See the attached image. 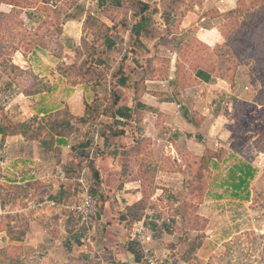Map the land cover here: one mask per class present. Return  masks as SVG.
<instances>
[{
  "label": "rangeland",
  "instance_id": "374dc122",
  "mask_svg": "<svg viewBox=\"0 0 264 264\" xmlns=\"http://www.w3.org/2000/svg\"><path fill=\"white\" fill-rule=\"evenodd\" d=\"M44 1L15 0L12 3L18 5L15 7L18 13H14L12 20L5 18L11 6L0 4V127L5 131L24 130L28 136L46 138L49 122L68 114L78 118L81 112L83 114L85 104H93L95 100L110 103L117 96L124 103L141 100V81L138 80L141 78L142 63L141 33L136 38L130 32L140 19L141 11L136 12L141 7V0H123L118 7L109 5V0ZM111 1L113 3L114 0ZM144 1L158 9L146 15L148 25L153 30L157 29L151 24L159 20V15L166 22L178 21L184 26L198 23L217 30L221 39L220 44L215 46L208 47L196 38L188 39L186 51L190 52L194 61L191 70H188L187 82L194 84L191 73L201 65L213 75L222 77L231 93H226L228 104L217 111L228 118L226 126L233 137L238 138L243 157L251 152H264V38L259 40L258 35L264 29V0ZM234 8L236 12L227 13ZM68 28L75 36L66 34ZM106 33L112 36L117 45L114 50L97 57L96 48L99 49L101 40L95 41V38ZM157 33L160 32L157 30ZM78 41L80 45L76 44ZM35 44L40 48H34ZM78 49L79 54H76ZM99 57L105 59V66L95 67ZM160 59L156 72L158 78L165 75L167 64L166 58ZM88 68L92 71H87ZM86 77H91L92 83L99 80L98 92L88 94L77 84L70 96L66 94L68 88L76 83L81 84ZM121 77L127 78L123 85L119 79ZM54 86L55 89H52ZM232 96L238 97L233 112L228 107ZM58 101L66 102L65 109L46 116L38 113L42 106L54 105ZM133 117H136V112ZM69 120L75 123L73 117ZM20 123H26V128L18 127ZM92 127L91 124L72 125L81 134L89 135L92 134ZM135 128L138 125L128 122L112 129L120 131L117 134L120 136L128 131L132 137L137 136ZM7 136L14 135H0V150ZM253 136L252 144L246 145V141ZM67 140L71 142L70 145L77 144L74 135ZM141 147L143 150V145ZM215 148L211 152L220 154L215 153L220 171L204 173L203 200L201 194L191 199L189 188L185 186L174 189L173 193L161 188L163 205H155L157 221L151 215H146L150 218L147 227L154 238L153 250L166 258V264H264V174L251 186L252 196L248 201L233 203L229 198H215L214 195L224 189L214 186V181L218 182L221 167L228 164L223 161L224 151H218L219 148L226 149L223 146ZM63 149L65 154L68 149ZM32 151L23 147L17 156L32 157ZM131 161L126 157L119 159L123 175L137 177L139 173H134L133 169L137 160L133 164ZM39 164L45 170L55 163L52 160L50 165L44 162ZM25 165L28 168L29 164ZM20 170L24 171V168L20 167ZM36 170L43 173L41 169ZM143 175L142 184L150 187L153 176ZM12 176L11 171L0 168V204L3 209L0 211V248L6 251L5 255L0 254V264H103L106 259L109 260L107 251L99 254L94 250L95 240L100 235L96 232L98 228L101 231L104 221L98 222L96 217L91 232L93 245L87 243L83 247L81 228L75 216L56 209L31 208V204L43 196L65 201L78 198L83 191L81 184L78 185L76 181V186L69 182L72 189L66 191L65 196L50 195L52 192L49 191L46 195L43 194L42 180L17 186L10 184L9 180L17 181ZM207 183L209 190L206 193ZM49 186L52 189L53 185ZM85 186L98 199L89 185ZM144 190L145 194L151 191L149 188ZM193 191L199 193L200 190ZM148 197L145 196L142 201L143 210L140 205L131 210L130 219L141 212L143 216L144 210L151 204ZM146 211L150 212L148 209ZM113 213L117 220L119 212ZM131 222H118L123 223L121 228L126 234L124 244L130 243L127 240ZM104 231L105 226L100 237L107 238V243H111L112 236Z\"/></svg>",
  "mask_w": 264,
  "mask_h": 264
},
{
  "label": "crops",
  "instance_id": "0c3cea01",
  "mask_svg": "<svg viewBox=\"0 0 264 264\" xmlns=\"http://www.w3.org/2000/svg\"><path fill=\"white\" fill-rule=\"evenodd\" d=\"M159 17L158 21L151 24L160 32L157 33L158 35L146 36L141 34V65L143 66L141 68V78L145 75V70L148 72L147 76H144L143 82H141V100L135 103L132 101L126 103L119 101L120 105L129 108L134 105L132 113L136 112V117L132 119V123L135 126L138 125V128H135L136 142L133 140V136L130 137L128 131L123 136H112L110 137L111 143L127 145L125 147L126 151H124L126 153L115 151L116 149L112 144L101 149L99 153L97 152L94 159L101 175L99 189L107 194V196L105 195L103 207L97 215V221H104V225L101 226L100 232L98 228L96 234L101 235L105 226V234L112 236L111 243H107L108 239L102 238L100 235L95 240L94 250L99 254L106 253V251L109 254V257H107L109 260L106 259L102 262L103 264H141L135 260L134 255L127 249L129 243L124 244L126 234L124 228H121L123 223H118L121 221L119 218L115 219L113 212L118 211L120 215L121 211L128 206L145 199V196H149L148 202L150 201L151 204L146 209L150 212L145 209L143 216L151 215L156 220L155 205H163V197H160L163 192L161 188L168 189V192L173 193L174 189H181L185 186L186 189L189 188L191 199L197 194L202 195L201 200L205 198L204 190H200L199 193L193 190L198 187L203 189V180H199L198 174L204 172L203 169V172L200 169V162L207 149H216L215 147L223 146L226 150L219 148L218 151H224V160L231 156L237 157L255 168L256 174L250 182V188L258 177L264 174V152H251L249 156L243 157L242 151L239 149L241 144L238 142V138L233 137L230 129L226 126L228 118L223 117L220 115V111H217L220 107L222 108V106L228 104L226 93H231L230 88L226 87L224 79L213 75L209 69L201 65L197 66L191 73L194 84L189 85L187 82L189 81L187 79L188 72L191 70L190 67L194 61L190 52L186 51L188 39L196 38L197 41L208 47L215 46L220 44L221 39L217 30L214 27L198 25V23L184 26L178 21L166 22L163 21L160 15ZM157 30H154V32H157ZM65 31L68 36H75L69 28ZM81 31L79 29L80 33ZM76 44L80 45V41ZM165 49L168 52H164ZM161 57L167 59L166 72L163 77L158 78L156 72L160 66ZM197 69H202L210 74L211 79L205 82L196 78L195 71ZM218 95H220L219 98ZM237 98V96L231 97V104L229 103L228 107L232 112L235 111L234 103ZM81 113L79 115H82ZM105 119L109 122L112 120V118ZM114 119L122 123L130 122L129 119L117 115ZM254 138L255 136L249 138L246 145H251ZM97 142L100 143L101 139H98ZM70 144L71 142L68 141V145L61 147L60 158L62 163L71 158ZM142 145L143 150H141ZM23 147H27V151L32 149L33 156H17L18 151H21ZM1 148L0 168L6 170V172L11 171L14 174L12 178L15 179L16 177L17 179V184L25 183L26 178H31L30 180L33 181L39 179L44 184H52V189L51 187L47 188L50 193L52 192L50 195L57 194V196H65L66 191L72 189L70 185L76 184V181L80 185V179L83 180L85 185H89L90 173L87 168L82 170L77 179L64 177V180H59L57 173L62 169L51 153L41 150L38 142H28L20 135L7 136ZM63 148L68 149L65 154H63ZM121 157L133 160L131 161L132 164L134 160H137L136 164H133L134 173H139L137 177L123 175L122 165L119 163ZM52 160L55 164L46 167L45 170L39 164V162H44L50 165ZM229 161H227L228 164L221 167L222 171L228 169L231 164ZM26 163L29 164L28 168H25ZM20 167L24 168V171L20 170ZM35 168L43 170V173ZM14 169L17 170L14 171ZM209 170L211 171L210 167L206 170L207 174ZM51 174L54 177L50 178ZM141 174L153 176L150 187H145L144 183L142 184ZM208 185L209 183H207L206 193L209 190ZM148 188L151 191L145 194L144 189ZM250 192V196H252L251 189ZM169 197L171 198L170 195ZM222 200H225V198ZM229 200H232L233 203L239 202L235 199ZM1 209L0 204V211ZM64 232L68 234L67 230H64Z\"/></svg>",
  "mask_w": 264,
  "mask_h": 264
},
{
  "label": "trees",
  "instance_id": "16d2710c",
  "mask_svg": "<svg viewBox=\"0 0 264 264\" xmlns=\"http://www.w3.org/2000/svg\"><path fill=\"white\" fill-rule=\"evenodd\" d=\"M15 0H0V4H8L11 6V9L9 10V14L5 15V18L7 20H12L14 17V13H18L17 10H15V7H18V5H15L14 2ZM23 1V0H20ZM42 2H45L44 0H41ZM123 0H114L113 3L111 0L108 1L109 5L112 6H121ZM30 3V2H28ZM32 4V2L30 3ZM141 7L138 8L137 14L141 11V16L138 22H136L130 32L132 35L136 36V38L140 35H146V36H154L157 34V32H154V30L148 25V20L146 15L147 14H152L154 12H157V7L156 6H151L150 2L141 0ZM235 9V10H234ZM233 10L228 11V14L236 12V8ZM257 27L256 29H258ZM264 29H261V32ZM258 33L259 35V40L261 38H264V33ZM158 35V34H157ZM96 40H101V43L99 44V49L96 48L97 50V57L99 55H104L107 52H110L114 50L115 46L117 43L113 40L112 36H110L108 33L104 34L103 36H99L98 38H95ZM82 43V42H81ZM96 43V42H94ZM264 45V41L262 42ZM36 46L34 48L38 49L40 48L39 45L35 44ZM79 49L75 51V53L79 54ZM102 57V56H100ZM97 60V63H95V67L102 65L105 66L106 62L104 58H100ZM92 60V58L90 57ZM143 66L141 65V68ZM196 68V67H195ZM91 69L88 68L87 71H90ZM92 71V70H91ZM146 70H145V75L147 76ZM144 75V76H145ZM144 76L142 78H139L138 80L143 82ZM195 77L199 78L202 81L208 82L211 79L210 74H207L205 71L202 69H197L195 71ZM91 77H86L84 78L85 81H83L81 84L76 83L75 85L71 86V88H68L66 91V94L71 95L73 92L72 89L75 88V86L78 84L80 85L88 94L91 93V95H94V93L98 92V81L96 82H91L90 79ZM92 79V78H91ZM99 79V78H98ZM121 81V84H124V81H127V78H119ZM52 89H55V86L52 87ZM120 99L115 97V100L113 102H104V103H98L96 100L93 102V104H85L84 112L81 116L78 118L76 116H70L69 114L67 117H62V118H56L53 119L51 122H49L48 127H47V132H46V138L40 137L36 138L34 136H28L24 130L16 131L15 129H11L9 131H5L3 127H0V135L2 134H9V135H21L22 137L29 139V140H35L38 142L40 148L42 151L46 153H51L52 156L55 158L56 162H58L60 168L62 169L64 176L68 179H75L76 177H79L82 170L84 168H87L89 170L90 176H89V186L91 190L94 192V195L98 196L97 199V215L101 211L104 203L105 195L101 193L100 191V182H101V175L99 172V168L97 164L95 163V156L96 153L100 152L101 149H103L106 146H111L112 144L115 147V151H126L124 145H117L116 143H111L110 137L116 136L117 134H120V131L113 130V126H118V125H124L127 124L128 122L122 123L119 120L114 119L115 115L120 116V117H125L130 120V123H132L133 117V106L131 108L127 106H123L119 104ZM134 101L135 102H138ZM66 102L58 101L57 103H54V105H44L41 108H39L37 111L39 114L42 116L50 115L51 113L60 111L62 109H65ZM73 117L75 119L74 124H79V125H89L91 124L93 127L91 129L92 134H81L77 129L72 128V122L70 123V118ZM68 118V119H67ZM105 118H112V120L109 122ZM48 123V121H46ZM26 123H20L18 127H25ZM26 128V127H25ZM74 135V138L77 139V144L75 145H70L71 149V158H69L65 162H61V147L68 145L67 139L69 136ZM134 137V141L136 142V136ZM101 139V142L98 143L97 140ZM102 145V146H101ZM127 147V146H126ZM131 150V148H130ZM212 149H207L205 151V154L202 157V160L200 162V169L203 173H197L199 180H203V175L206 173L207 168L210 167L211 170H216L220 171V165L218 158L215 153L211 152ZM126 152H124L125 154ZM220 156V154H217ZM230 161V165L226 171L220 172L218 174V182H215L214 180V186H217L218 188H223V192H217V194L214 195L215 198L217 199H223V198H229V199H235L236 201H248L250 199V182L253 180L256 174V169L253 168L250 164H248L246 161L237 158V157H229L228 159L226 158L223 161ZM129 162V161H127ZM203 169V170H202ZM200 171V170H199ZM200 171V172H201ZM210 172V170H209ZM31 178H26V182L23 184H17L15 180H10V184L14 185H23L27 186L31 182H37L36 180H30ZM198 180V181H199ZM204 182V180H203ZM32 184V183H31ZM51 185V184H49ZM47 184H43V194L48 193V188L50 186ZM191 186V185H189ZM202 186V185H201ZM48 187V188H47ZM196 186H194L195 188ZM201 189V187L196 188L197 190H204ZM44 197V196H43ZM75 199V198H70V200ZM1 201V199H0ZM142 201L139 200L132 205L128 206L125 210L121 211L120 216L118 217L120 221L122 222H129L132 221L129 225L132 226L136 221L140 220L142 217V212L139 215H133L130 219V212L131 210L139 206L142 208ZM2 202V201H1ZM141 210V211H142ZM128 226V227H130ZM13 240L18 241L20 240L19 238H13ZM130 242L127 246V249L134 255L135 260L139 263H142V258H141V253L139 249L137 248L136 244L129 239L127 242ZM5 250L3 248H0V254L3 256L5 255Z\"/></svg>",
  "mask_w": 264,
  "mask_h": 264
},
{
  "label": "built area",
  "instance_id": "2783aa9c",
  "mask_svg": "<svg viewBox=\"0 0 264 264\" xmlns=\"http://www.w3.org/2000/svg\"><path fill=\"white\" fill-rule=\"evenodd\" d=\"M54 177L53 174L50 177ZM64 173L59 171L57 178L64 180ZM82 185V193L80 197L72 200H62L59 198H38L31 205L33 209L39 210H51L56 209L62 212H67L75 216L78 220L82 233L83 247L88 244H92L91 232L95 227V220L97 217V199L90 194L83 183V180H79ZM147 221L150 218L144 216L140 220L136 221L128 232L129 239L133 241L141 253L142 264H166V258L159 256L152 248L153 236L147 227Z\"/></svg>",
  "mask_w": 264,
  "mask_h": 264
}]
</instances>
